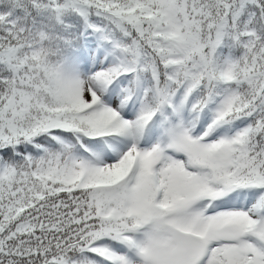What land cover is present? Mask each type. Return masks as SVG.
I'll return each mask as SVG.
<instances>
[{
    "label": "snow or ice",
    "instance_id": "obj_1",
    "mask_svg": "<svg viewBox=\"0 0 264 264\" xmlns=\"http://www.w3.org/2000/svg\"><path fill=\"white\" fill-rule=\"evenodd\" d=\"M0 264H264V0H0Z\"/></svg>",
    "mask_w": 264,
    "mask_h": 264
}]
</instances>
